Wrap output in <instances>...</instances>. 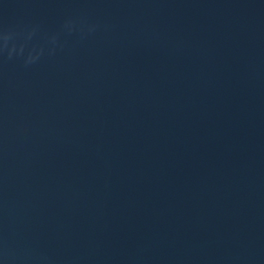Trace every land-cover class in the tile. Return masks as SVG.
Instances as JSON below:
<instances>
[{
    "label": "water",
    "instance_id": "95a60500",
    "mask_svg": "<svg viewBox=\"0 0 264 264\" xmlns=\"http://www.w3.org/2000/svg\"><path fill=\"white\" fill-rule=\"evenodd\" d=\"M0 264H264V0H0Z\"/></svg>",
    "mask_w": 264,
    "mask_h": 264
}]
</instances>
